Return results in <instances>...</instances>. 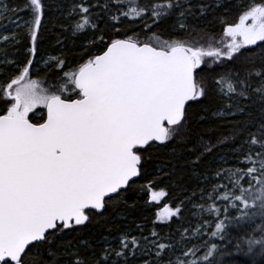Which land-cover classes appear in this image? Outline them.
Masks as SVG:
<instances>
[{
	"label": "snow or ice",
	"instance_id": "6c2138e0",
	"mask_svg": "<svg viewBox=\"0 0 264 264\" xmlns=\"http://www.w3.org/2000/svg\"><path fill=\"white\" fill-rule=\"evenodd\" d=\"M222 2L0 0V264H222L244 245L264 256V2L240 4L238 21L217 17L218 47L176 38ZM129 20L151 21L145 39L123 30ZM154 145L170 149L160 172L183 160L198 182L194 230L129 220ZM181 215L166 207L157 219ZM245 217L260 218L258 235L232 253L214 242L231 244L228 224Z\"/></svg>",
	"mask_w": 264,
	"mask_h": 264
},
{
	"label": "trees",
	"instance_id": "16d2710c",
	"mask_svg": "<svg viewBox=\"0 0 264 264\" xmlns=\"http://www.w3.org/2000/svg\"><path fill=\"white\" fill-rule=\"evenodd\" d=\"M149 0H125V7H140L148 3ZM151 2H160V0H151ZM251 2L261 3L264 0H223L222 6L215 10V15H208L206 19H201L197 21L195 25L186 32H182L179 39L186 40L190 44H194L198 47L207 48L210 45L212 47H218L219 41L223 39V27L226 24H221L219 20H226L228 23L233 21H238L239 5L248 4ZM228 9V11H225ZM219 17V20L217 19ZM151 23L150 20L137 21L135 23L126 22L123 26V30L127 31L128 35L139 36L141 39L146 37L140 32V29L144 26V23ZM153 29L156 34H160L159 29L153 25ZM55 33V29H53ZM152 35V33H148ZM164 38H167L165 36ZM75 39V38H73ZM48 40L54 43V36H49ZM79 43V41H77ZM69 47L72 48V55L78 56L80 54L79 48H74L71 43ZM42 51H51L53 55L57 54L54 50H50L48 43L46 42L42 48ZM47 73L40 71L39 73L33 71L30 73L31 79L45 80L47 78ZM199 111L198 106L192 109L193 122L198 120V116L195 115ZM38 119V116L35 117ZM198 132H204L207 135H211V128L207 124L201 123V125L196 126ZM222 149L226 150L227 146H221ZM170 149H166L163 146L154 145L148 150L150 163L147 166V171L145 176L138 178L133 185V189L127 194V201L130 205H135L134 208H129V220L135 219L136 222L142 223L146 222L148 226H152L153 223L156 224L157 230L161 231L162 234L168 233L170 231H175V229L184 227H191L194 230L198 222L202 217H200L199 208H193V205L188 203V190H190L193 185L198 182L191 178V172L188 166L185 165L183 160H173L172 163L176 165L177 173L169 177L166 172H160L159 167L161 163H166L170 156ZM215 167H225L234 168L236 167V162L234 160H227V163L219 161L217 158L213 162ZM151 192H162L163 197L159 202L151 201ZM158 201V200H157ZM181 201H185L181 205ZM165 206H169L175 209L177 206L182 208L181 217H173L168 223H159L156 221V212ZM230 217L239 216L240 213L235 210H231L229 213ZM197 217V221L194 222L193 217ZM223 218V216H221ZM260 225V218L256 217L255 220L245 217L243 220H237L233 224H228L227 226V239L232 240L231 244L227 243V240L221 242L216 240L214 242L226 246L228 252H235V245L240 243L242 240H246L253 234L258 235L256 228ZM214 230V228H213ZM207 237H205L206 239ZM258 251V249H257ZM246 245L239 255H229L222 258V264H264V256L255 257L253 255H245Z\"/></svg>",
	"mask_w": 264,
	"mask_h": 264
},
{
	"label": "rangeland",
	"instance_id": "374dc122",
	"mask_svg": "<svg viewBox=\"0 0 264 264\" xmlns=\"http://www.w3.org/2000/svg\"><path fill=\"white\" fill-rule=\"evenodd\" d=\"M39 111H40V110L38 109L37 112H39ZM30 115H31V114H30ZM153 193H157V194H159V193H162V192H151V195H152ZM162 197H163V195H160V196H159L160 199H158V201H156V202H159V201L161 200ZM166 207H167V208H170L169 206H165V207H163L162 209H160V210H158V211L156 212V221H157V222H159V223H163V224H164V223H168V222L170 221V220L160 221V220L157 219V213H159L160 216L163 217V215H164V210H165ZM170 209H172V208H170ZM172 210H174V209H172ZM171 219H172V218H171Z\"/></svg>",
	"mask_w": 264,
	"mask_h": 264
},
{
	"label": "flooded vegetation",
	"instance_id": "af4514ba",
	"mask_svg": "<svg viewBox=\"0 0 264 264\" xmlns=\"http://www.w3.org/2000/svg\"><path fill=\"white\" fill-rule=\"evenodd\" d=\"M158 199H160V198H158ZM151 201H153L152 199H151ZM157 201V200H156Z\"/></svg>",
	"mask_w": 264,
	"mask_h": 264
}]
</instances>
